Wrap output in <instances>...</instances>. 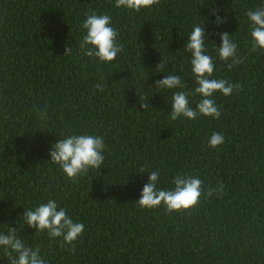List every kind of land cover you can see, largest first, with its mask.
<instances>
[{"label": "trees", "instance_id": "obj_1", "mask_svg": "<svg viewBox=\"0 0 264 264\" xmlns=\"http://www.w3.org/2000/svg\"><path fill=\"white\" fill-rule=\"evenodd\" d=\"M260 6L264 0H159L136 12L115 0H0V232L18 228L46 264H264V49L251 51L246 15ZM92 13L111 17L123 46L111 62L79 47ZM200 23L211 78L242 88L214 93L219 118L171 120L181 89L154 82L174 74L182 90L196 87L184 45ZM223 32L246 57L231 69L218 56ZM201 99L190 96L191 106ZM45 105L47 119H38ZM214 132L225 138L218 147L208 143ZM73 134L103 137L105 160L70 179L49 152ZM156 170L161 189H173L179 174L200 178L205 190L218 181L224 189L180 212L141 208L136 200ZM50 199L85 225L75 251L24 224V208ZM0 264H8L2 247Z\"/></svg>", "mask_w": 264, "mask_h": 264}, {"label": "clouds", "instance_id": "obj_2", "mask_svg": "<svg viewBox=\"0 0 264 264\" xmlns=\"http://www.w3.org/2000/svg\"><path fill=\"white\" fill-rule=\"evenodd\" d=\"M159 0H115V7L126 8L139 12L142 8H151L158 4ZM215 9L213 14H215ZM250 24L251 51L264 49V6L255 10L249 9L246 13ZM222 20L217 16L216 23ZM82 28L86 30L79 42V47L85 50L89 57L98 58L102 62L115 60L122 51V45L117 42V31L111 26V17L103 14L92 13L82 22ZM221 44L217 47L219 59L231 61L227 67L231 69L236 64L244 63L246 57L238 56L237 44L230 39L228 32L218 33ZM205 39L207 34L202 23L193 25V29L184 45L186 51L191 53V70L194 75L196 87L190 91L182 90L184 85L178 75L168 74L154 82L155 89H181L175 91L172 96L170 119L176 120L185 117L194 120L198 115L219 118L221 112L212 99L215 92L219 91L225 96L232 94L233 90H239L242 85L233 84L225 79L211 78L215 70V64L210 55L206 54ZM90 46V47H89ZM72 53L71 47H66L65 55ZM164 67V60L157 68ZM101 80L103 77L101 76ZM95 89L103 91L101 84L94 85ZM138 91V90H137ZM199 95L202 99L193 108L189 97ZM141 107L148 109V103H141ZM48 116L47 105L37 113L38 119L46 120ZM224 135L218 132L212 133L208 141L210 147H218L224 142ZM105 143L103 137L95 135H68L58 139L49 152L50 161L60 166L63 173L70 179L86 175L90 169H100L104 163ZM143 168L140 173H144ZM160 178L159 170L149 172L148 181L143 185L140 198L136 200L141 208L153 209L163 204L168 212H180L195 208L200 201L201 195L207 197L214 193H222L224 184L217 182V188H202L203 181L194 176L185 174L177 175L172 183L171 190L158 188ZM24 224L40 232L47 230L50 239L62 237L60 246L71 245L70 251H75L76 241L84 232L85 225L75 222L67 215L65 208H58L57 201L48 200L34 209H25L21 214ZM0 247L4 250L8 264H46L40 255V249L27 246L18 235V228L9 226L6 232H0ZM15 254V255H13Z\"/></svg>", "mask_w": 264, "mask_h": 264}]
</instances>
